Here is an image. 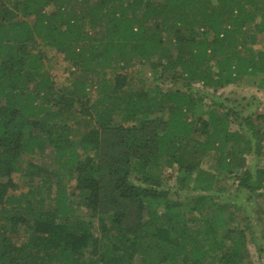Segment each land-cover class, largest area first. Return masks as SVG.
I'll return each mask as SVG.
<instances>
[{
	"label": "trees",
	"instance_id": "16d2710c",
	"mask_svg": "<svg viewBox=\"0 0 264 264\" xmlns=\"http://www.w3.org/2000/svg\"><path fill=\"white\" fill-rule=\"evenodd\" d=\"M260 41L264 0H0V264H243L254 227L232 229L238 210L210 193L238 169L236 189L259 190L244 157L262 155L264 114H203L192 85L264 90ZM49 50L99 79V99L59 92ZM146 69L180 88L150 90ZM45 150L54 170L25 160ZM210 153L214 173L200 169ZM17 173L28 189L15 195ZM181 192L202 194L184 207Z\"/></svg>",
	"mask_w": 264,
	"mask_h": 264
},
{
	"label": "rangeland",
	"instance_id": "374dc122",
	"mask_svg": "<svg viewBox=\"0 0 264 264\" xmlns=\"http://www.w3.org/2000/svg\"><path fill=\"white\" fill-rule=\"evenodd\" d=\"M50 10L51 7L47 9V12H50ZM253 48L255 50H263L264 43L260 41ZM46 64L47 70L53 79L55 87L63 94L71 92V95H75V98L82 100L89 99V101L92 102L95 99H99L100 93L104 90V84L99 83V79L97 80L96 78H91L92 80H88L90 78L84 74L81 69L72 67L67 61H65L64 56L60 53L49 50L47 52ZM152 73L153 72L151 70L146 69L144 78L145 86L150 90L155 91L158 88L162 91H169L174 90L175 88H180L181 86V82H178L179 84H172L168 82L167 79L164 80L163 78H159V75H157L158 77L153 76ZM250 84L251 81L250 83L239 81L234 85L225 86L217 89L216 91L214 89H203L200 83H193L192 87L193 92H199V94L205 97V101L203 103L205 107L201 110L203 114L212 108V102H216L224 106L232 105L235 107L236 112H239L238 115H247L251 112L263 115L264 90ZM75 108L78 110L79 106L76 105ZM188 120L191 121L192 117L189 116ZM113 122L115 124H123L118 117H115ZM254 124L260 128V133H262L258 137V143L262 147V155L256 156L252 149L251 153L244 157V169L248 168L251 171H263L262 182L259 190L255 191L250 196L246 194V192L238 191L236 189V178L240 173V169H238L235 170L234 175H231L230 177H219L216 187L220 188L221 191L218 192L215 188V191L213 190V192L210 193L220 196L222 200L228 201V204L232 207V209L238 210L239 214L235 216L236 220L231 226L233 227L232 229L242 230L247 223H251L254 227V230L245 232V249L249 258L243 264H264V123H257L255 121ZM76 130L78 132L80 131V129ZM230 130L238 131L241 136L249 137L248 134L245 133V130L241 129V127H238L237 125L230 124ZM72 132V140L77 141L80 137V133L75 130ZM251 144H253V141ZM25 160L45 167L50 171L52 169L54 170V158L53 153L50 150H45L42 154H37L33 157L27 156L25 157ZM200 169L204 172H215V155L213 153H210L201 161ZM178 174L179 170L176 166L164 169L162 189H166L174 193L176 177ZM13 179L19 188L18 191L14 193L15 195L27 191L28 185L26 177L17 173L13 175ZM37 180H39V178ZM62 180L66 186H71V183L66 181V179ZM198 194L202 193L197 192L189 194L187 192H181L176 196L179 197L180 202H183L182 204L184 207H189L192 204V199L187 197L197 196ZM171 198L176 200L174 196ZM77 212L78 215H81L84 218L89 217L83 208H79ZM244 216L246 218L245 220H243Z\"/></svg>",
	"mask_w": 264,
	"mask_h": 264
}]
</instances>
